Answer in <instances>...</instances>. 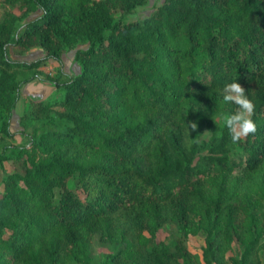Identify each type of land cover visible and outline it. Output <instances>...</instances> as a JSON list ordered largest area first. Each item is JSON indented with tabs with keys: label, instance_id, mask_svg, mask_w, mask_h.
<instances>
[{
	"label": "trees",
	"instance_id": "16d2710c",
	"mask_svg": "<svg viewBox=\"0 0 264 264\" xmlns=\"http://www.w3.org/2000/svg\"><path fill=\"white\" fill-rule=\"evenodd\" d=\"M145 1L0 0V140L25 82L60 89L30 100L25 143L1 145L23 169L2 168L0 264H264V0H162L128 19ZM236 80L257 131L233 144ZM96 235L118 244L100 260Z\"/></svg>",
	"mask_w": 264,
	"mask_h": 264
},
{
	"label": "rangeland",
	"instance_id": "374dc122",
	"mask_svg": "<svg viewBox=\"0 0 264 264\" xmlns=\"http://www.w3.org/2000/svg\"><path fill=\"white\" fill-rule=\"evenodd\" d=\"M160 2H162V0H146L143 4L137 5L135 7V9L133 10V12L127 14V18L128 19H133L136 17H142L145 14H148L152 8L159 4ZM36 14L33 13L30 16H28L27 18L23 19L20 23L25 22V20L33 18ZM20 28H22V26H20ZM78 47H85L84 44L79 45ZM74 51L75 48L70 50V51H66L64 52L63 56H62V60H63V64H62V68L63 70H65L67 73L69 74H74L79 70V64L77 63V61L74 59ZM43 55V50L38 47H31L30 49L26 50L23 54H15L14 53V48L12 46H10L9 50H8V56L11 58H16V59H22V60H32L34 58L40 57ZM48 66L43 67L42 68V76H56L57 73V68L59 67V63L56 61H48ZM38 79V78H37ZM41 80V79H39ZM41 81H45V80H41ZM44 86H41L40 88L42 89H38V93L35 96H33V99H38V98H43V99H51L53 96H58L60 93V89H58L56 86L53 85L52 82L50 81H45L42 82ZM33 84V83H32ZM31 103V101L28 102V105ZM28 107V106H27ZM26 107V108H27ZM26 108L24 110H26ZM23 110V112H24ZM34 121L29 118V117H25L23 120H19V126L21 127L20 130H17L18 134H17V141L19 143H23L25 141V137L26 135L24 133H22L23 131H27L30 130L31 127L33 126ZM5 141L0 140V146L4 143ZM1 149V148H0ZM6 160V162L2 161L3 164L6 165V169L4 168V170L6 171H21L23 169V164L21 161L13 159V160H8V159H4ZM0 166L2 167V165L0 164ZM3 168V167H2ZM159 237L166 239L168 242H170V236H169V231L168 230H164L161 229L159 231ZM201 244H203V239L199 236H195V235H190L189 238V247L193 250H198L200 251V246ZM118 246V244L115 243H110V242H105L100 240L99 236L96 235L93 242H92V246H91V250H92V254L95 258L97 259H102L107 253L109 252H113L116 247ZM260 256L261 258L264 260V249H262L260 251Z\"/></svg>",
	"mask_w": 264,
	"mask_h": 264
},
{
	"label": "clouds",
	"instance_id": "9594fccd",
	"mask_svg": "<svg viewBox=\"0 0 264 264\" xmlns=\"http://www.w3.org/2000/svg\"><path fill=\"white\" fill-rule=\"evenodd\" d=\"M222 96L225 103L236 106L233 113L221 114L225 127L228 129L231 142L237 144L249 135L257 131V125L253 120L255 104L246 94L245 88L237 82L226 83L222 89ZM195 131L198 127L196 122L187 125ZM195 140V138L193 139Z\"/></svg>",
	"mask_w": 264,
	"mask_h": 264
},
{
	"label": "crops",
	"instance_id": "0c3cea01",
	"mask_svg": "<svg viewBox=\"0 0 264 264\" xmlns=\"http://www.w3.org/2000/svg\"><path fill=\"white\" fill-rule=\"evenodd\" d=\"M47 64H48V61L46 62V64L43 67H45V66L47 67L48 66ZM42 82H45V81H41V80L36 78V79H32L30 81H27V82H25L22 85V87H21V95H20L15 107L13 108L12 116H11V119H10V126H9L10 130L14 131L16 133L10 138L3 139L2 141H5L4 143H7V144L8 143H19L17 141V138H18L17 137V134H18L17 130L21 129V127L19 126V120L21 118L23 110L28 106V102L31 99H33L32 97L35 96L36 94L42 93V92L38 93V91H39L38 89L41 86H44ZM40 89H42V88H40ZM22 133H24V132H22ZM26 140H27V136L25 137V141L23 143H25ZM23 143H21V144H23ZM0 148H1V146H0ZM8 160H13V158H9ZM4 161L6 162V160H3V162ZM3 162H0V164L2 165L3 168L6 169V165L3 164ZM2 167L0 166V178H1L2 173H3Z\"/></svg>",
	"mask_w": 264,
	"mask_h": 264
}]
</instances>
